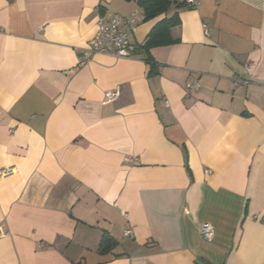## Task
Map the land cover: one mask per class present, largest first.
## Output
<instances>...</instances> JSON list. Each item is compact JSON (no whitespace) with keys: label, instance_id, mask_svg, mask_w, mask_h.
Returning a JSON list of instances; mask_svg holds the SVG:
<instances>
[{"label":"crops","instance_id":"obj_1","mask_svg":"<svg viewBox=\"0 0 264 264\" xmlns=\"http://www.w3.org/2000/svg\"><path fill=\"white\" fill-rule=\"evenodd\" d=\"M138 1L0 0V264H264V0H197L81 66ZM175 13L180 41L142 49Z\"/></svg>","mask_w":264,"mask_h":264},{"label":"built area","instance_id":"obj_2","mask_svg":"<svg viewBox=\"0 0 264 264\" xmlns=\"http://www.w3.org/2000/svg\"><path fill=\"white\" fill-rule=\"evenodd\" d=\"M187 5L197 6V0H187ZM143 22V16L140 12L126 17L105 11L99 14L97 31L94 38L88 43L87 47L79 56V63L85 66L90 62V58L96 54H103L114 57L116 59H130L137 51V47L130 41V34L134 33L139 25ZM206 35L210 34V29L204 25ZM201 87L199 82L188 84L189 92L198 90ZM105 104L116 101L119 97V92H107ZM165 105L168 102L164 101ZM13 173V169H4L1 171V176H8ZM209 174L210 172L207 171ZM8 232L0 228V238L6 237ZM126 237H131L132 232L129 229L124 231ZM201 238L211 243L215 238V230L209 223H204L200 228Z\"/></svg>","mask_w":264,"mask_h":264},{"label":"trees","instance_id":"obj_3","mask_svg":"<svg viewBox=\"0 0 264 264\" xmlns=\"http://www.w3.org/2000/svg\"><path fill=\"white\" fill-rule=\"evenodd\" d=\"M138 4L143 11V22H147L167 14L171 10H180L187 5V0H139ZM180 26L179 13L158 22L148 34L146 41L141 45L147 53L154 48L167 47L177 44L180 38L175 36ZM151 58L148 59L150 61ZM117 246V242L109 235H104L101 245V253H109Z\"/></svg>","mask_w":264,"mask_h":264}]
</instances>
